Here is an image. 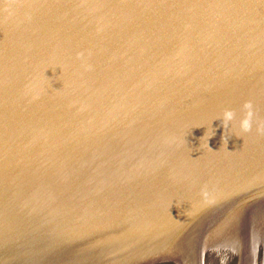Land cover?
Here are the masks:
<instances>
[{
	"label": "water",
	"instance_id": "95a60500",
	"mask_svg": "<svg viewBox=\"0 0 264 264\" xmlns=\"http://www.w3.org/2000/svg\"><path fill=\"white\" fill-rule=\"evenodd\" d=\"M246 100L264 0H0V264H264Z\"/></svg>",
	"mask_w": 264,
	"mask_h": 264
},
{
	"label": "clouds",
	"instance_id": "9594fccd",
	"mask_svg": "<svg viewBox=\"0 0 264 264\" xmlns=\"http://www.w3.org/2000/svg\"><path fill=\"white\" fill-rule=\"evenodd\" d=\"M82 54H78L81 56ZM241 115L237 120V112L235 109L225 108L219 116L214 118L215 120H220L222 127L225 129L229 126L230 123L237 121L238 127L242 133H249L253 129V125H256V132L260 135H264V120H257V113L255 107L251 100H246L240 106ZM214 135V131L211 136ZM210 137V136H209ZM223 142L226 144L227 140L222 137ZM202 197L206 200L209 197L207 190H202Z\"/></svg>",
	"mask_w": 264,
	"mask_h": 264
}]
</instances>
